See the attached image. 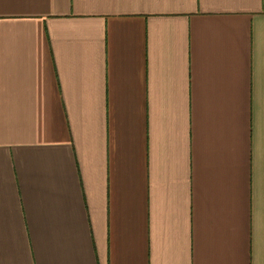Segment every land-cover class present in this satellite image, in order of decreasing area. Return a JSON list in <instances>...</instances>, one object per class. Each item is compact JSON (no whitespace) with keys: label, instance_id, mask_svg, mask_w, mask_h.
<instances>
[{"label":"crops","instance_id":"crops-1","mask_svg":"<svg viewBox=\"0 0 264 264\" xmlns=\"http://www.w3.org/2000/svg\"><path fill=\"white\" fill-rule=\"evenodd\" d=\"M0 264H264V0H0Z\"/></svg>","mask_w":264,"mask_h":264}]
</instances>
